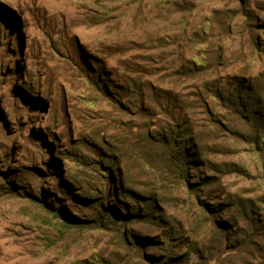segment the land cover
Returning <instances> with one entry per match:
<instances>
[{
	"label": "rangeland",
	"instance_id": "obj_1",
	"mask_svg": "<svg viewBox=\"0 0 264 264\" xmlns=\"http://www.w3.org/2000/svg\"><path fill=\"white\" fill-rule=\"evenodd\" d=\"M239 96L264 108V0H0V264H264Z\"/></svg>",
	"mask_w": 264,
	"mask_h": 264
},
{
	"label": "trees",
	"instance_id": "obj_2",
	"mask_svg": "<svg viewBox=\"0 0 264 264\" xmlns=\"http://www.w3.org/2000/svg\"><path fill=\"white\" fill-rule=\"evenodd\" d=\"M240 89H246V87H241ZM242 98H244V99H242ZM245 100L246 99L244 96H239L238 101L236 98V101L241 105V107L244 108L245 112H247L253 116L252 117L253 123L258 125V126L260 125V127H262L263 131H264V108L263 109L261 108L262 105L260 106V103L257 100H254L253 102H249V103H248V101H245ZM169 134H171V132H168V135ZM263 137H264V133H263ZM263 143H264V140H263ZM195 149H196V146H192V148L188 152V158H190L191 161H196V159L194 158V156H195L194 150ZM111 164H113L112 161H111ZM111 170H112V168H107V171H108L107 174H110V172H112ZM69 173L71 174V178L74 179L76 182H78L79 176L72 174V172H69ZM198 174H199L198 180L202 181L203 180L202 173H198ZM100 177L102 180H105V175H103V173H102V175H100ZM106 185H107V182H106ZM200 186L201 185H198V187H200ZM128 188H130V187H128ZM90 191L95 192L94 195L97 199L96 201H98V202L104 201V198H105L104 192L97 190V189H94V188H91ZM122 192L129 194L133 198H136V196H135L136 194H134V192H127L124 187L122 189ZM142 199H144V198H142ZM140 201H142V200H140ZM143 201H146V203L140 202L138 204V216H141L144 219H147L148 216H150L152 214H147V218L145 216H143V212H146V210L142 209V207L144 206L143 204H146L148 206L150 200L148 199V200H143ZM222 205H223L222 202L215 203L214 206H212V207L216 208V209H214V213L219 212L217 209H218V207H222ZM228 206H229V204H228ZM225 211H231V210L225 209ZM64 216H66V215H64ZM155 217L160 218V216H155ZM237 219H238V215L231 213L230 220L228 222H226L227 224H225V228L229 229V227L231 226L230 227L231 231L230 232L227 231V234H228L227 236L230 239L229 243H231L232 246L239 248L243 245V243H246L249 240L247 237L248 236L247 232H243L239 228V225L237 224ZM157 223L159 224L160 222H157V221L152 222V224H157ZM71 224H76L77 226H83L82 224L77 223V222H72ZM231 234H233V235H231ZM146 239L152 240L151 238H146ZM162 246H164V245H162ZM164 247H163V249H164ZM174 247L175 246H173V244H169L168 249H164L163 255H161L159 258H156L157 262L160 261L157 264H177L178 261H180V260H184L185 263H189L187 256L190 255V253L184 254V256H182L179 253L175 252ZM178 248H180L179 250L182 249L181 246H178Z\"/></svg>",
	"mask_w": 264,
	"mask_h": 264
}]
</instances>
